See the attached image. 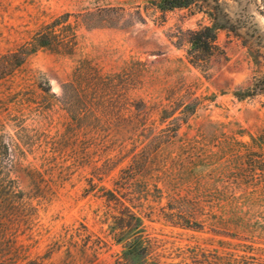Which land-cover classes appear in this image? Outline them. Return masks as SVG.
<instances>
[{
    "label": "rangeland",
    "instance_id": "1",
    "mask_svg": "<svg viewBox=\"0 0 264 264\" xmlns=\"http://www.w3.org/2000/svg\"><path fill=\"white\" fill-rule=\"evenodd\" d=\"M205 3L215 1L160 11L149 0H0V54L36 33L46 43L12 77L0 79V138L20 139L27 151L23 165L30 161L39 172L21 179L32 218L14 226L20 264L44 254L64 229L80 225L102 241L98 260L115 264L126 243L114 240L109 225L122 206L101 194L131 197L115 181L143 150L149 168L193 139L231 166L246 149L264 158V3L219 0L210 15ZM231 24L237 34L227 29ZM204 25L223 27L215 51L199 54L200 67L188 61V40ZM244 91L253 94H236ZM185 105L190 109L180 112ZM162 107L175 111L164 122ZM166 126L179 129L170 137L159 132ZM91 178L95 186L87 192ZM124 203L142 217L133 245L148 243L161 264H193L194 253L214 249L264 259L261 244L167 221L159 213L164 198ZM58 260L55 255L43 264Z\"/></svg>",
    "mask_w": 264,
    "mask_h": 264
},
{
    "label": "trees",
    "instance_id": "2",
    "mask_svg": "<svg viewBox=\"0 0 264 264\" xmlns=\"http://www.w3.org/2000/svg\"><path fill=\"white\" fill-rule=\"evenodd\" d=\"M149 1L160 11L187 8L199 1L202 2V0ZM214 1V5L210 3L202 5L209 15L212 10L219 9V0ZM261 1L264 3V0ZM222 27V25H204L191 31L187 51L190 63L204 67L203 59L199 54H212L215 51L217 30ZM227 29L237 34V26L231 24ZM43 46H46L45 41L40 33H36L30 42L22 43L15 49L0 54V79L12 77L22 68L27 56ZM47 86L49 89V85ZM37 87L45 90L40 84ZM71 88L77 91L73 85ZM257 90L261 88L254 89V92ZM236 94L245 96L253 93L244 91ZM76 96H81V93H77ZM189 109L190 107L185 105L180 112H187ZM174 112L171 113L167 107H162L159 111L162 122ZM1 125L3 126L2 122ZM178 129L179 126H166L159 132L169 131L168 136L173 137L174 134L171 132L173 130L177 132ZM22 145L20 139L0 138V264H20V245L17 243L18 234L14 226L19 221L26 225L32 218L26 200L29 196L21 186V179L24 177L30 179L34 174L39 175V172L30 168V161L23 165L27 151ZM204 146L206 144L198 139L183 143L180 153L167 157L155 168H149L146 160L143 161L142 157L148 154L143 150L141 152L143 155L133 157L129 164L120 169L115 181L116 187L119 190L127 189L126 193L131 194V197L122 196L123 201L119 200L112 190H105L101 194L107 203L115 201V205L119 203L122 206L118 215L112 216V223L109 225V233L114 240L116 242L125 240L126 243L115 264H161L152 258L148 243L141 241L133 245L143 230L142 217L124 203L125 201L131 203L133 199L141 197L147 200L148 196H152L153 201L158 204L163 198L165 199V205L159 207V213L169 222L199 229L206 226L213 232L264 246V158H253V153L246 149L243 153H239L238 164L231 166L227 158L219 157L216 151ZM212 146L219 145L212 144ZM87 184L88 188H85V191L89 192L95 186L92 178L88 179ZM136 195L139 197L136 198ZM102 247V241L93 237L83 225H80L75 229H64L63 233L47 244L44 254L28 259L24 264H43V260H50L55 255L59 257V264H103L98 260ZM245 248L251 251L253 245L249 244ZM191 262L193 264H264V259L235 252H219L214 249L194 253ZM48 264L54 262L50 261Z\"/></svg>",
    "mask_w": 264,
    "mask_h": 264
}]
</instances>
